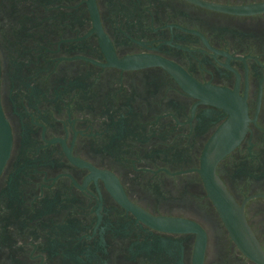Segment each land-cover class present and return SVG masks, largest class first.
I'll return each instance as SVG.
<instances>
[{"label": "flooded vegetation", "instance_id": "1", "mask_svg": "<svg viewBox=\"0 0 264 264\" xmlns=\"http://www.w3.org/2000/svg\"><path fill=\"white\" fill-rule=\"evenodd\" d=\"M0 264H264V0H0Z\"/></svg>", "mask_w": 264, "mask_h": 264}]
</instances>
